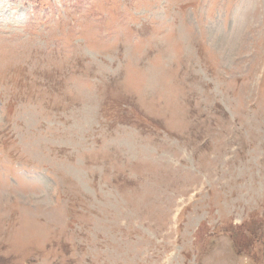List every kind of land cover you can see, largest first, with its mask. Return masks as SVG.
Here are the masks:
<instances>
[{
	"label": "rangeland",
	"instance_id": "374dc122",
	"mask_svg": "<svg viewBox=\"0 0 264 264\" xmlns=\"http://www.w3.org/2000/svg\"><path fill=\"white\" fill-rule=\"evenodd\" d=\"M0 264H264V0H0Z\"/></svg>",
	"mask_w": 264,
	"mask_h": 264
}]
</instances>
